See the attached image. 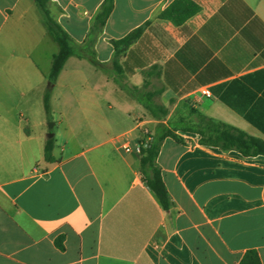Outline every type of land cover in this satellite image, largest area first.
<instances>
[{
	"label": "crops",
	"instance_id": "crops-1",
	"mask_svg": "<svg viewBox=\"0 0 264 264\" xmlns=\"http://www.w3.org/2000/svg\"><path fill=\"white\" fill-rule=\"evenodd\" d=\"M105 1L47 8L80 46ZM141 28L118 59L123 83L159 94L166 118L117 81L112 42ZM92 41L101 66L72 56L51 89L48 161L42 109L60 48L35 0H0V264H240L248 250L264 264V155L176 131L157 160L165 210L136 152L191 110L264 141V0H113Z\"/></svg>",
	"mask_w": 264,
	"mask_h": 264
},
{
	"label": "trees",
	"instance_id": "trees-1",
	"mask_svg": "<svg viewBox=\"0 0 264 264\" xmlns=\"http://www.w3.org/2000/svg\"><path fill=\"white\" fill-rule=\"evenodd\" d=\"M38 4L41 13L43 14L45 25L49 34L59 45V52L54 56L52 69L49 74V89L44 95V109L48 120H52L51 116V89L55 85L61 71L65 64L72 56H78L81 58L88 59L93 65L99 67L101 63L96 59V54L92 50V35L96 31H101L108 20L111 10L113 8V0H106L103 11L97 15L95 31L90 36L89 40L85 44L78 46L72 37L63 29V27L51 16L47 4L49 0H35ZM144 30L137 29L121 40L113 41L112 44L115 47L116 55L114 60V67L118 75L117 81L121 82L122 87L135 97L141 96L144 100L143 105L155 118H166L168 116L167 110L160 109L157 105L151 103L153 94L148 95V99H145V94H138L137 90L130 89L126 84L123 83L124 72L118 59L125 54L128 48L135 43L143 34ZM147 100L149 103H146ZM162 112V113H160ZM190 114L197 117V122L194 123H172L171 127H165L163 125L158 126V130L152 140L147 146H144L142 153L140 154L141 159V171L144 176L145 182L151 191L155 194L161 205L165 210L171 208L172 202L169 196L167 187L163 180L161 169L157 163L161 145L165 138L173 137L176 140L181 141L182 139L176 135V131L182 130L185 132H195L201 136L200 143L207 146L218 147L223 150H236L241 152L245 156H257L264 155V141L248 136L242 131L233 128L224 123L217 122L213 119L205 117L193 110ZM55 139L51 138L47 140L45 146V156L48 161H53V149ZM240 264H262L260 256L256 250H248Z\"/></svg>",
	"mask_w": 264,
	"mask_h": 264
},
{
	"label": "rangeland",
	"instance_id": "rangeland-1",
	"mask_svg": "<svg viewBox=\"0 0 264 264\" xmlns=\"http://www.w3.org/2000/svg\"><path fill=\"white\" fill-rule=\"evenodd\" d=\"M65 83H66V80H65ZM151 94H153L151 100H153V102L155 103V105H157L162 110H167L168 111V115H169L170 111L168 109H166L165 106H163L161 104V102L159 100V94H156V93H151ZM160 113H162V112H160ZM42 115H43V117H45V119L48 120V117L46 115V112H45L44 108L42 109ZM175 117H177V118H175V120H174L175 122L174 123L187 122V123H194L195 124L197 122V117L191 115L190 113L188 115L184 116L183 113H180L179 112L178 115L175 114ZM52 119H54L56 122L59 121L58 115L57 116H53ZM49 122H53L54 123V121H52V120H50ZM49 122H47V128L48 129H49ZM170 127H171V125H170ZM51 130H52V132H50V133L54 134L55 132L56 133L58 132L59 128L55 127V128H53Z\"/></svg>",
	"mask_w": 264,
	"mask_h": 264
},
{
	"label": "built area",
	"instance_id": "built-area-1",
	"mask_svg": "<svg viewBox=\"0 0 264 264\" xmlns=\"http://www.w3.org/2000/svg\"><path fill=\"white\" fill-rule=\"evenodd\" d=\"M204 94H205L206 96H208V97L211 96V93H210L209 90L204 91ZM151 140H152V138H151V136L149 135L145 141H143L141 144H139V145L137 146V148H136V152H137L138 154H141V153H142V149H143V147H144V146H147L148 143H149ZM126 150L129 151L130 148H126Z\"/></svg>",
	"mask_w": 264,
	"mask_h": 264
},
{
	"label": "water",
	"instance_id": "water-1",
	"mask_svg": "<svg viewBox=\"0 0 264 264\" xmlns=\"http://www.w3.org/2000/svg\"><path fill=\"white\" fill-rule=\"evenodd\" d=\"M54 127V123L53 122H49V129H52ZM54 136V134L50 133L48 135L49 138H52Z\"/></svg>",
	"mask_w": 264,
	"mask_h": 264
}]
</instances>
